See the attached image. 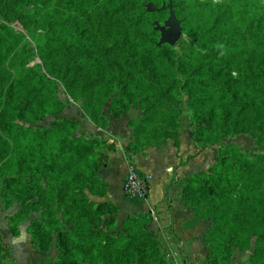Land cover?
<instances>
[{"label":"trees","instance_id":"trees-1","mask_svg":"<svg viewBox=\"0 0 264 264\" xmlns=\"http://www.w3.org/2000/svg\"><path fill=\"white\" fill-rule=\"evenodd\" d=\"M169 2L192 41L186 49L157 46L155 19H166L168 12L149 13L146 5ZM205 11L216 22L232 18L230 27L239 34L213 25L205 33L191 28ZM0 20L18 22L28 33L30 26L41 28L47 38L38 53L49 77L29 66L23 35L0 23V191L6 208L13 200L20 205L8 219L12 237L32 211L40 218L27 228L30 245L41 254L52 245L57 251L45 264H166L148 228L150 212L118 222L116 205L105 200L108 185L98 172L114 143L77 135V119L28 126L58 117L66 107L56 97L58 79L84 98L82 110L98 131L110 126L103 113L109 98L113 118L140 111L129 122L131 137L120 141L130 164L133 156L170 140L178 151L185 104L198 147L190 158L211 147L217 153L210 168L180 182V198L196 217L212 221L204 244L228 229L221 247L245 251L253 237L254 255L264 264V152L249 158L223 143L250 135L264 144V0H0ZM114 31L120 40L113 39ZM93 68L98 77L86 83L85 73ZM238 184L251 196L249 208L241 204L247 198L228 197ZM230 202L239 203L241 221L247 223L248 214L249 225L238 221L227 228ZM9 255L0 231V264H11Z\"/></svg>","mask_w":264,"mask_h":264},{"label":"crops","instance_id":"crops-1","mask_svg":"<svg viewBox=\"0 0 264 264\" xmlns=\"http://www.w3.org/2000/svg\"><path fill=\"white\" fill-rule=\"evenodd\" d=\"M126 119L125 116L119 119L111 118L109 128L101 132L103 138L108 139L109 143H114V150L105 152L109 156L108 163L98 172L99 177L108 185L105 200L116 205L118 222L128 215L151 211L155 215V222L152 223L155 232L162 243L165 242L168 251L170 248V253L177 255L178 263L201 264L200 260L206 252L203 240L208 231L209 222L206 219L197 218L181 201L182 184L180 182L187 176L205 171L215 160V147L205 149L197 156L190 158L198 151V147L192 139L191 130L188 129L182 131L180 135L178 151L170 140L158 148H151L133 156L132 164L147 179L149 189L145 199L129 197L122 190L129 162L124 158L122 144L118 140L120 138L123 141L131 137V130L126 127L128 124ZM184 140H187L188 148L184 145ZM208 153H211V158L204 164L197 165L199 159ZM164 154L170 155L171 163L166 164L167 166L162 170L164 173H161V156ZM180 161L184 164L180 165ZM25 246H27L26 252H29L28 245ZM16 247L18 249L13 251V255L18 261H12V264H23L26 258H22L21 247ZM56 254L57 251L52 245L50 253L43 254V257H40L35 264L52 260ZM169 255L167 253L166 257L170 259ZM169 259L166 264L170 263Z\"/></svg>","mask_w":264,"mask_h":264},{"label":"rangeland","instance_id":"rangeland-1","mask_svg":"<svg viewBox=\"0 0 264 264\" xmlns=\"http://www.w3.org/2000/svg\"><path fill=\"white\" fill-rule=\"evenodd\" d=\"M28 9H30L32 11V15L37 13V12H35V8L32 5H28ZM38 9L42 11V9L39 6H38ZM200 17L202 19L201 20L202 22H200V20L198 18H196L195 20H193L192 24L190 25L191 28L199 29V31H202L205 33L206 27L213 25V26L220 27L219 29H221V32H223V33L229 34V32H234L236 34H239V32L236 28L230 27L231 24L229 22L231 21L232 18L229 19L228 16L224 17L225 19H228V21L226 23L223 20L216 22L215 15L212 16L208 11L201 13ZM165 20L166 19L160 21L158 19H155V21H157L160 25H163ZM203 21H205L206 24L203 23ZM0 23L8 26L12 30L23 35L22 46H23L25 55H28V57L31 58L30 62H29V66L39 68L42 73L46 74L49 77V75L47 74L48 73L47 69L43 65V63L40 59L39 53H38V46L39 45L43 46L47 42L46 36H42V29L30 26V30H29L30 32L28 33L24 29V27L18 22L16 23V22H8V21L0 20ZM115 26L116 25H114L111 28L112 31H113ZM227 31H229V32H227ZM117 33H118V31H114V38L113 37L112 38L120 40V36ZM49 42H52V41H49ZM190 45H192V41L187 37L186 34H184L182 32L181 38L176 42L174 47L176 49L181 50V49H186ZM59 65H60L62 70L66 67V63L63 61L59 62ZM68 65H69V63H68ZM96 74H97V70L95 68L91 69V72L89 71V72L85 73L84 81L86 83L89 81H94L93 79H96V77H98V76H96ZM54 81L57 84L56 89H55L56 97L59 100H61L62 102H64L66 104V107L64 108V110L62 111V113L58 117H52V116L46 117L43 120H41L40 122H37L35 124H28V126L35 128L36 125L42 124L43 126L48 127V126H50V124L53 122L54 119L66 117V118H70V119H77L80 121L81 126L78 129L77 135L83 134V136H86V137H95V138H99V139H105V138H103V135L101 133L103 131H98V130L94 129L92 124L89 123L88 119L86 118L85 113L82 110V106L84 104V98L79 94V92L71 90L72 91V94H71L68 91H66L64 85L60 81H58V79L57 80L54 79ZM109 101H110V98L107 100L106 104H104V106H103V113L111 119L113 117L109 113V105H110ZM180 109L182 111L181 122H182V126H184L183 131L188 130V124H189L188 123V115L189 114L185 111L186 105L181 104ZM123 116H125V118H127L126 120H127L128 124L126 127L131 130V127L129 126V122L130 121L135 122V120L138 117H140V111L134 109L133 111H130L129 114L121 115L119 118H121ZM119 118H114V119H119ZM118 140L120 142L122 139L118 138ZM124 141L126 142L127 140H124ZM223 143L224 144H233V145L237 146L249 158H252L253 156L259 155L262 152H264V144L260 141H256L250 135H240L237 137H230V138L223 140ZM184 145L187 148L189 147V145L187 144V140H184ZM215 149H216L215 160H213L214 162L210 166H208L206 168V170L208 168H210L216 162L217 147H215ZM210 158H211V153H208L204 157L200 158L196 164L202 165V164H204V162L206 160L208 161ZM161 159H162L161 160L162 161L161 162V164H162L161 173H164V171H162V170L164 169L165 166L170 165L171 157L169 154L168 155L164 154L161 156ZM240 189H241L240 185L239 184L236 185V187L234 188V193L228 194V197H230V198L232 197V199H234V200H236L235 197L238 195H241V196L247 198V201H246L247 203L244 201V199H242L243 201H241V204L243 206L246 205L249 208L251 206L250 203H252L251 196L248 194L245 196L244 194L241 193ZM243 197H241V198H243ZM253 203L256 204L257 201L254 200ZM231 204H233V203L230 202V205ZM233 205H234V209L232 210L233 217H232L230 223L228 224L227 228H232L234 226V223L238 222V221L244 225L245 224L249 225L252 220L250 219L248 214H245V217H246V219H248V222L245 223V222L241 221V215H244V214H242L243 212L240 211V205L238 202H236ZM187 207H189V206H187ZM19 209H20V205L15 200H13L11 202L9 208H6L4 205V200L2 198V193L0 191V231H1V236H2L3 242L10 249L9 257L11 259V262L12 261L13 262L18 261L17 258H14V255H13L14 252L13 251L14 250L16 251V249H18L16 246H20L21 251H22V253H21L22 258H26L24 261L25 263H23V264H35V262L40 260V257H43V254L32 249L31 246L29 245V239H28L29 236L27 233L28 232L27 228L34 219L40 218V213H36V212L31 211L28 214L27 219L24 220L23 222H21L20 224H18L19 236L18 237H12L8 233V229L11 226V224H9L8 219L10 216H12L14 213H16ZM149 212H150L151 221L148 225V228L150 230H152L154 235L156 234L155 237L159 243L160 251H161L162 255H164L165 261H168L167 259H169V258L166 257V254L168 253V255H169L171 250L169 248V251H168V247H166L165 242L163 244L161 238L158 236L157 232H155L154 225L152 224L155 222V215L151 211H149ZM193 214H194V212H193ZM197 218H199V217H197ZM202 219H206L209 222L208 231H207V233L204 237V240H203L205 242V239L207 238V235L211 229L212 221L209 218H202ZM227 231H228V229H225L223 232L219 233L215 237V239H213L211 241L207 240V242L205 244H208L211 248L209 250L208 246L204 244L206 252H205V255L202 256L203 258L200 260V262H202L201 264H239V263H242V264H250V263L251 264H256V263L257 264L258 263L263 264L262 263L263 258L258 259V257H256V255H254L255 239L253 237L250 240L249 248L245 251L239 250L238 248L232 247V246H228L227 249H223L221 247L220 243L225 241V239H226L225 233ZM17 243H19V244H17ZM25 245H28V247L30 249L29 252H26L25 248L27 246H25ZM176 256L177 255H175L174 253H170V255H169L170 259L169 260H171V261L169 264H173L174 261H177ZM190 259H191V257H190ZM47 261L48 260H46L44 263H40V264H45ZM192 264H193V262H192Z\"/></svg>","mask_w":264,"mask_h":264},{"label":"water","instance_id":"water-1","mask_svg":"<svg viewBox=\"0 0 264 264\" xmlns=\"http://www.w3.org/2000/svg\"><path fill=\"white\" fill-rule=\"evenodd\" d=\"M146 10L149 13H160L167 10L168 16L163 25L155 22V30L159 33V40L157 46L160 47L163 44L174 46L176 42L182 36L181 21L178 20L173 12L172 4L169 2L167 5H162L160 8L155 7L152 3L146 5Z\"/></svg>","mask_w":264,"mask_h":264},{"label":"built area","instance_id":"built-area-1","mask_svg":"<svg viewBox=\"0 0 264 264\" xmlns=\"http://www.w3.org/2000/svg\"><path fill=\"white\" fill-rule=\"evenodd\" d=\"M147 179L137 171V169L129 163L128 171L124 178L122 190L125 195L129 197H135L145 199L148 193ZM173 264H179L178 261H174Z\"/></svg>","mask_w":264,"mask_h":264}]
</instances>
